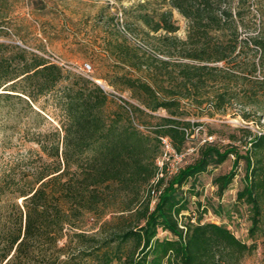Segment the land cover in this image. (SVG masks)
I'll return each mask as SVG.
<instances>
[{
	"label": "trees",
	"instance_id": "trees-1",
	"mask_svg": "<svg viewBox=\"0 0 264 264\" xmlns=\"http://www.w3.org/2000/svg\"><path fill=\"white\" fill-rule=\"evenodd\" d=\"M162 1L168 5L166 10L155 14L143 10L140 14L149 31H164L171 48L199 64H175L178 68L169 72L167 87L155 80L166 89L163 95L139 76L118 74L112 84L123 83L151 111L166 110L169 116L161 117L156 139L160 142V136L169 137L174 148L183 153L189 149L190 126L183 119L185 99L197 107L205 103L209 114L224 112L232 100H241L252 107L243 114L245 119L258 112L264 115V35L259 30L254 36L240 37L250 0H236V7L232 5L235 0ZM138 5L144 9L147 2ZM173 10L188 23L183 40L171 36L178 29L172 20ZM121 47L118 60L137 66ZM249 57L251 64L240 77L245 85L241 94L222 82L210 96L199 92L207 81V62L239 63ZM47 94L60 113V126L41 130L47 121L46 107L37 103ZM107 102V93L94 80L77 73L64 74L57 64L0 42V126L5 129L10 124L14 129L25 117L30 131L27 138L38 147L0 168V264H240L250 246L227 225L203 221L201 215L196 220L190 215L182 219V214L190 208L192 194H199L198 177L233 155L230 169L215 176L213 183L222 196L243 161L244 180L236 203L250 208L249 234L253 236L261 227L264 212V132L240 127L248 136L243 151L234 145L222 148L205 141L196 158L158 179L156 186L161 191L151 205L157 166L154 155L148 153L149 138L130 117L117 110L106 112ZM134 108L143 112L140 106ZM144 184L148 186L141 199L138 193ZM130 194L133 198L120 211L137 216L135 220L125 218V226L110 230L106 237L99 232L108 220L95 232L85 229L89 218L97 224L106 213L117 212L110 209L111 199ZM198 204L203 207L200 201ZM203 209L205 212L207 207ZM160 230L169 236L160 238ZM130 240L139 254L131 252L123 258L120 249Z\"/></svg>",
	"mask_w": 264,
	"mask_h": 264
},
{
	"label": "rangeland",
	"instance_id": "rangeland-1",
	"mask_svg": "<svg viewBox=\"0 0 264 264\" xmlns=\"http://www.w3.org/2000/svg\"><path fill=\"white\" fill-rule=\"evenodd\" d=\"M141 2H147L144 9L138 5ZM232 5L236 7L237 1L232 2ZM248 5L249 11H246L244 21L240 24V37L254 36L259 30L264 35V0H250ZM167 8V3L162 0H0V42L33 52L57 64L64 74L77 73L98 83L108 96L106 112L111 114L117 110L124 114V117H130L132 124L148 136V153L154 155L153 160L158 172L157 160L162 153V147L156 139L155 130L162 123L161 117H167L169 113L164 109L151 111L145 108L128 89H125L123 83L116 81L114 85L112 82L114 83V77L118 74L139 76L153 84L159 94L163 95L166 89L160 85L169 86L167 76L170 71L177 70L175 64H199L195 59L182 57L179 49L171 48L173 45L164 39V31L150 32L140 15L143 10L155 14ZM172 20L178 29L171 36L185 39L187 20L176 10H173ZM118 46H122L124 53L130 54L131 62L137 66H128L118 60ZM249 59L251 57L230 64L207 62L209 69L204 73L207 81L199 92L203 96H210L222 82L228 83L241 94L245 85L240 77L249 68ZM155 80L160 85H156ZM182 102L183 119L190 122L187 128V144L191 148L184 163L196 158L199 146L205 141L213 142L222 148L234 145L241 151L245 150L248 136L239 131L240 127H247L252 133L264 132V115L260 116L259 112L251 114L250 120L243 117V114L252 108L245 101L232 100L224 112L213 114L208 113L210 108L205 103L197 107L187 99ZM37 105L46 107L44 112L47 121L40 129L52 126L59 128L60 113L53 106L52 96H40ZM121 106H124V109ZM138 106L143 112L134 108ZM126 107L131 109V113ZM25 119L24 117L17 123L14 129L10 124L5 129L0 126V168L8 160L27 156L28 149H38L37 145L27 138L26 134L30 131ZM232 161L233 155H230L222 164L210 167L198 177L199 194H192L193 202L188 210L183 211L182 219L185 215H190L192 220H196L201 215L203 221L227 225L237 238L250 246L249 251L241 257L240 264H264V212L261 227L252 236L249 234L250 208L246 204L236 203V193L244 180L243 161L224 194L218 196L216 193L213 178L227 172ZM147 186L142 185L138 193L141 199L146 194ZM133 196L134 194L122 195L116 200L111 199L110 209L113 208L112 210L117 212L106 213L97 224L89 218L85 229L90 233L95 232L99 230L101 222L108 220L109 223L99 232L100 236L106 237L110 230L124 227L125 218L131 222L132 219L135 220L137 216L132 217L128 212L120 211ZM198 201L203 207H207L205 212ZM158 236L161 238L169 234L160 230ZM131 252L139 254V249L132 240L122 245L119 254L124 258Z\"/></svg>",
	"mask_w": 264,
	"mask_h": 264
},
{
	"label": "built area",
	"instance_id": "built-area-1",
	"mask_svg": "<svg viewBox=\"0 0 264 264\" xmlns=\"http://www.w3.org/2000/svg\"><path fill=\"white\" fill-rule=\"evenodd\" d=\"M159 140L162 147V153L160 155V158L157 160L159 164V170L156 173L154 179L152 180V186L150 189L151 205L155 203L156 197L161 191V188L160 187L158 188L156 186L158 179L164 177L165 175L169 176L175 173L180 167V165H182L185 162V156L188 154L189 150L191 149L189 148L187 149L186 152L180 153L174 148L169 137L160 136ZM169 165L171 166L170 169H169Z\"/></svg>",
	"mask_w": 264,
	"mask_h": 264
}]
</instances>
